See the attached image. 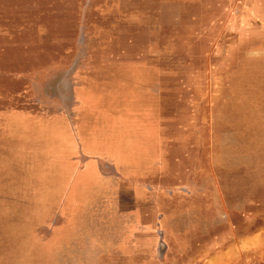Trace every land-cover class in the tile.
Segmentation results:
<instances>
[{
    "label": "rangeland",
    "instance_id": "374dc122",
    "mask_svg": "<svg viewBox=\"0 0 264 264\" xmlns=\"http://www.w3.org/2000/svg\"><path fill=\"white\" fill-rule=\"evenodd\" d=\"M0 264H264V0H0Z\"/></svg>",
    "mask_w": 264,
    "mask_h": 264
},
{
    "label": "crops",
    "instance_id": "0c3cea01",
    "mask_svg": "<svg viewBox=\"0 0 264 264\" xmlns=\"http://www.w3.org/2000/svg\"><path fill=\"white\" fill-rule=\"evenodd\" d=\"M92 79H93L92 81H96L97 80L96 77H94ZM106 80L107 79L105 77V81ZM109 82H111V81H109ZM88 87L89 86H86V84H80V85L78 84L75 87L76 88L77 98L73 99L71 101H68L69 103H67L68 105L71 106V108L69 110H71L73 108V112L74 113L73 112L70 113L69 110H67L66 112H63L59 117H56L57 119H54V120L59 125L54 124L53 123L54 122L53 119L51 120V125L59 126V128H56V129L65 128L72 134L74 143H75L76 148H77V154H76V157H75V159L78 161V165H79V167L77 168V174H78L79 171H81L83 169V165L86 164L90 160V158L87 157L86 155H84L82 150H81L82 145H81L80 138H79V132L83 131L82 134L85 133V131L83 130V128L85 127V119H84V117L82 115V113H84V111H85V109H84L85 108V103L81 102V98H79V94L77 92L78 90H80V88L84 89V88H88ZM101 87H106V86L101 85ZM67 100H70V99H67ZM54 126H52V127L55 128ZM170 126H173V129H175V132H176L175 134H176L178 139H181L182 135L183 136L185 135V133L183 131H181L177 127L176 123H174L172 125L170 124ZM70 159H72V158H70ZM94 160H95L96 164L98 165L99 169L101 170V175L103 177H105V178L112 177V176L118 177L116 172H115V170L113 169V167L110 166V164L104 163L102 160L97 159L95 157H94ZM104 166H108V167L112 168L113 171H114V174L103 173L102 172V167H104ZM180 167L181 166L176 168V170H179ZM72 186L73 185L70 183L68 189L71 190ZM64 201L65 200L63 199V202ZM69 210H71V209H69ZM71 211H74V210L72 209Z\"/></svg>",
    "mask_w": 264,
    "mask_h": 264
}]
</instances>
